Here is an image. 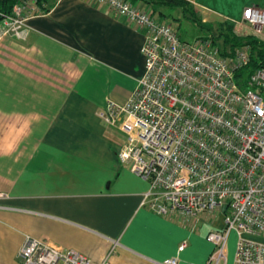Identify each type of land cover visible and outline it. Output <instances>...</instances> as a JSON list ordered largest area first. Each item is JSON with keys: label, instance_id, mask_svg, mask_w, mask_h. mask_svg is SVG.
<instances>
[{"label": "crops", "instance_id": "1", "mask_svg": "<svg viewBox=\"0 0 264 264\" xmlns=\"http://www.w3.org/2000/svg\"><path fill=\"white\" fill-rule=\"evenodd\" d=\"M187 1L204 22L237 24L246 7L264 9V0ZM42 9L26 40L0 32V264H21L28 237L94 262L209 264L208 233L225 228L223 211L142 207L150 185L119 158L127 135L98 115L142 77L144 31L89 0ZM237 240L231 232L219 264H235Z\"/></svg>", "mask_w": 264, "mask_h": 264}, {"label": "built area", "instance_id": "2", "mask_svg": "<svg viewBox=\"0 0 264 264\" xmlns=\"http://www.w3.org/2000/svg\"><path fill=\"white\" fill-rule=\"evenodd\" d=\"M89 1L145 33L142 77L124 103L108 99L98 112L127 135L119 158L150 185L141 206L168 216L219 209L225 228L208 233L214 245L209 264L225 258L231 232L238 236L235 264H264V242L249 238L264 236V67L242 85L236 73L251 62L249 45L223 56L212 35L185 41L142 3ZM43 12L37 0L0 11V32L26 40L30 17ZM236 25L264 41L263 8L246 7ZM19 257L21 264H111L109 254L94 262L33 237ZM161 264L179 262L173 257Z\"/></svg>", "mask_w": 264, "mask_h": 264}, {"label": "trees", "instance_id": "3", "mask_svg": "<svg viewBox=\"0 0 264 264\" xmlns=\"http://www.w3.org/2000/svg\"><path fill=\"white\" fill-rule=\"evenodd\" d=\"M25 0H0V11L2 13H12L14 7ZM46 0H37L42 7ZM132 3H142L145 7L152 11V15L159 16L161 20L168 18V10L171 13L176 9H180L182 15L205 29L212 32L215 44L219 47L223 56H229L234 53L235 49L243 45H249L251 48L250 64L236 73L237 81L244 85L248 75L258 67H264V41L253 36L252 34L241 35L236 31V24L232 21L221 20L215 26L214 23L204 22L200 15L196 12L193 5L187 0H129ZM168 9V10H167ZM2 17H0V21Z\"/></svg>", "mask_w": 264, "mask_h": 264}, {"label": "rangeland", "instance_id": "4", "mask_svg": "<svg viewBox=\"0 0 264 264\" xmlns=\"http://www.w3.org/2000/svg\"><path fill=\"white\" fill-rule=\"evenodd\" d=\"M168 10V9H167ZM168 18H166L163 21H166L172 27L178 32V34L181 36V38L188 42H193L195 39L211 35L212 32H207L205 29L200 28L198 25L194 24L189 19L185 18L180 9H176L175 11L168 10ZM208 23V21H206ZM214 23L215 26H217L220 22L214 21L211 22ZM239 27V26H238ZM236 25V31L240 33L241 35H248L247 33H252L250 28H247V30H243L244 32H241V28L239 29Z\"/></svg>", "mask_w": 264, "mask_h": 264}]
</instances>
